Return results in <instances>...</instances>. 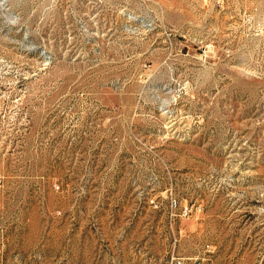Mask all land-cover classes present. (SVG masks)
I'll return each mask as SVG.
<instances>
[{"label":"rangeland","instance_id":"obj_1","mask_svg":"<svg viewBox=\"0 0 264 264\" xmlns=\"http://www.w3.org/2000/svg\"><path fill=\"white\" fill-rule=\"evenodd\" d=\"M264 264V0H0V264Z\"/></svg>","mask_w":264,"mask_h":264},{"label":"built area","instance_id":"obj_2","mask_svg":"<svg viewBox=\"0 0 264 264\" xmlns=\"http://www.w3.org/2000/svg\"><path fill=\"white\" fill-rule=\"evenodd\" d=\"M179 264H181V263H179Z\"/></svg>","mask_w":264,"mask_h":264}]
</instances>
